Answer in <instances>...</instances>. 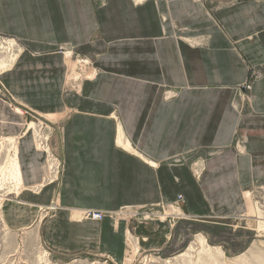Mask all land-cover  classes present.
I'll use <instances>...</instances> for the list:
<instances>
[{
    "label": "crops",
    "instance_id": "crops-1",
    "mask_svg": "<svg viewBox=\"0 0 264 264\" xmlns=\"http://www.w3.org/2000/svg\"><path fill=\"white\" fill-rule=\"evenodd\" d=\"M0 33L26 47L0 73L17 106L0 97V136L18 135L23 186L3 215L26 226L57 202L42 222L54 252L123 261L125 221L75 219L82 209L162 202L184 217L236 218L264 187V0H0ZM60 45L91 59L80 92L64 88ZM166 89L178 94L165 99ZM24 109L59 115L62 126L61 182L39 192L29 187L45 174L44 154ZM174 226L141 222L133 232L157 250Z\"/></svg>",
    "mask_w": 264,
    "mask_h": 264
},
{
    "label": "rangeland",
    "instance_id": "rangeland-1",
    "mask_svg": "<svg viewBox=\"0 0 264 264\" xmlns=\"http://www.w3.org/2000/svg\"><path fill=\"white\" fill-rule=\"evenodd\" d=\"M102 3L104 0H98ZM26 49L24 42L10 34L0 33V73L11 69ZM69 65L65 90L80 92V83L94 73L91 59L58 46ZM79 87V89H78ZM178 90L166 89L165 99L175 97ZM0 97L17 108L12 95L0 83ZM30 123L34 146L44 154L45 174L40 183L29 189L39 192L46 185L58 186L64 171L61 150L59 115H40L24 109ZM18 135L0 136V264H264V187L253 189L247 200V211L236 218H206L176 215L180 213L168 203L125 205L118 209H82L75 219H94L88 211L100 212L102 220L109 218L117 227L125 221L124 259L116 262L108 255L57 253L44 241L42 222L58 210L57 202L40 206L30 225L11 226L3 215L5 201L15 198L23 186L19 169L14 166ZM127 138L117 134L115 143L128 149ZM185 161V155L170 159ZM17 163V160H16ZM18 167V164H17ZM196 168V173L199 172ZM157 212V213H156ZM181 217H184L182 219ZM171 220L175 226L167 247L145 250L137 241L133 229L137 223ZM176 222V224H175ZM130 248V249H129ZM128 249L130 252H128ZM128 256L130 260L127 262Z\"/></svg>",
    "mask_w": 264,
    "mask_h": 264
},
{
    "label": "built area",
    "instance_id": "built-area-1",
    "mask_svg": "<svg viewBox=\"0 0 264 264\" xmlns=\"http://www.w3.org/2000/svg\"><path fill=\"white\" fill-rule=\"evenodd\" d=\"M250 88V85L249 84H247V85H244V89H249ZM179 198H181V195H179ZM157 213V212H156ZM91 214V217L92 218H94V219H99V218H101V213L100 212H92L91 213V211H88L87 213H86V215H90Z\"/></svg>",
    "mask_w": 264,
    "mask_h": 264
},
{
    "label": "bare ground",
    "instance_id": "bare-ground-1",
    "mask_svg": "<svg viewBox=\"0 0 264 264\" xmlns=\"http://www.w3.org/2000/svg\"><path fill=\"white\" fill-rule=\"evenodd\" d=\"M14 166L16 167V169H18L16 159L14 160Z\"/></svg>",
    "mask_w": 264,
    "mask_h": 264
}]
</instances>
